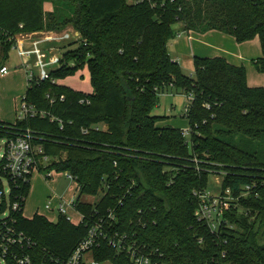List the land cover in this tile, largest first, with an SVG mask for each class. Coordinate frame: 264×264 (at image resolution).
<instances>
[{"label": "trees", "instance_id": "trees-1", "mask_svg": "<svg viewBox=\"0 0 264 264\" xmlns=\"http://www.w3.org/2000/svg\"><path fill=\"white\" fill-rule=\"evenodd\" d=\"M69 25L78 39L63 48L50 78L33 81L23 95L60 117L64 128L48 116L0 120V127L35 131L54 158L40 172L72 175L79 195L98 194L106 183L97 203L77 201V209L90 217L113 210L120 231L158 249L164 262L264 264V86H250L246 68L224 57L196 56L186 74L169 52L172 40L191 31L218 30L240 43L258 37L262 55L254 63L264 73V0H167L165 8L129 0H0L4 60L17 34ZM84 68L92 92L58 83ZM169 90L194 97L185 114L190 138L182 128L160 125L167 116L153 113ZM214 172H225L221 188L234 196L255 181L257 188L224 213L231 226L213 233L195 216L194 192L208 188ZM19 226L37 241L39 260L44 249L70 255L87 232L63 216L21 217ZM95 257L133 264L107 246Z\"/></svg>", "mask_w": 264, "mask_h": 264}, {"label": "built area", "instance_id": "built-area-1", "mask_svg": "<svg viewBox=\"0 0 264 264\" xmlns=\"http://www.w3.org/2000/svg\"><path fill=\"white\" fill-rule=\"evenodd\" d=\"M131 3L148 2L152 8H165L167 0H129ZM174 1V0H172ZM2 28L0 26V33ZM16 37V36H15ZM15 39V38H14ZM78 39V38H77ZM12 47L18 48L21 55L29 56L34 53L37 56L36 66L38 73L28 67L27 81L28 85L33 81H45L50 78L48 70L49 65H59L61 62V53L53 52L49 62L42 59V50L38 47V43H34L33 49H24L23 46L14 42ZM58 67V66H57ZM56 67V68H57ZM55 68V69H56ZM0 72L8 73V67L2 66ZM188 102L185 108V114L189 111L193 95L189 94ZM24 97V96H23ZM63 99V97H61ZM52 103L54 99L51 100ZM83 101V100H82ZM40 116L42 118L48 116L50 122H58L60 129L64 128L63 120L53 115L51 112L37 110L28 104L25 98H22L20 106V114L16 120H25L28 117ZM16 122V121H15ZM14 123V122H13ZM97 128H100L97 126ZM3 129L0 136V264H100L102 260L95 257V250L99 252L103 246L113 249L118 253H125L133 264H169L163 261V253L159 250L150 249L146 244L140 242L135 233L121 232L116 224V215L113 210L109 209L105 216H86L77 209V201L97 203L107 188L102 190L103 195L96 202L89 201L86 196L95 197L94 195H79L70 200L64 196L57 198L56 206L52 205V198L45 207L48 211H56L59 216L65 217L69 222L75 224L84 223L87 227L86 235L77 244L72 253L66 257L59 256L54 252L44 249L41 259L38 258V243L32 235L27 233L19 226V219L26 217L24 215L25 202L27 198L25 185H30L32 175L43 167L46 169L54 160L45 151L42 143L36 142L37 133L30 128L16 129L14 124L11 127H0ZM183 134H190V127L183 129ZM84 133L88 131L83 129ZM44 179H52L56 172L44 171L40 172ZM222 176L220 184H222L225 172H214ZM212 174V173H211ZM67 177L73 180L75 191L80 192V186L77 185L76 179L67 173ZM240 196H234L230 188L220 189L218 193H211L208 188L197 190L194 192L196 197V218L206 224L211 231L218 232L221 224L230 225L224 220V213L231 209V206L239 201L240 197H246L256 190V181L242 187ZM122 204V202H120ZM78 214V219L74 220L71 211ZM32 218V217H31ZM58 219V218H57ZM50 220V219H49ZM231 226V225H230ZM97 253V252H96ZM223 252V257L225 256ZM103 261L115 262L112 259L105 258ZM231 264V263H224Z\"/></svg>", "mask_w": 264, "mask_h": 264}, {"label": "rangeland", "instance_id": "rangeland-1", "mask_svg": "<svg viewBox=\"0 0 264 264\" xmlns=\"http://www.w3.org/2000/svg\"><path fill=\"white\" fill-rule=\"evenodd\" d=\"M71 31V29H69ZM75 41L74 36L72 37L70 42H66L64 44H60L56 47L58 50L54 52L62 53L64 47L70 46L71 42ZM74 47V46H73ZM42 59L45 62H49L51 54H48V52L43 51L42 52ZM2 58V60H1ZM0 58V64L5 63L8 66V69L10 70L9 74L5 75V77L0 76V110L3 112L4 119L6 121H9L11 123L15 122L18 115L20 114V106L22 102L23 96H20V98H17L18 106L15 108L13 107V98L16 95V92L18 91V87H23V80L22 78H19L17 76H13V74L21 67V63L23 62V56L19 52L18 48L12 47L9 50V57L8 59L4 60L3 57ZM33 66V65H32ZM31 66V67H32ZM58 65H49L48 70H52L56 68ZM34 67V66H33ZM32 67V68H33ZM182 69L184 73L186 74H192L194 71V63L191 59L184 58L182 60ZM38 71L36 72V74ZM64 84H67L73 88L89 91L92 88L90 77H89V71L87 68L79 69L75 72V74L69 75L63 79ZM27 82L24 79V82ZM175 91V90H174ZM188 102V96L181 91L177 92H171L170 90L167 91L164 94H161L159 97V103L154 109V114H163L166 115L167 118L165 119V122L160 123V125H170L174 127H183V129L189 128V120L185 116V108ZM189 137V135H188ZM190 138V137H189ZM188 138V139H189ZM188 143L190 144L191 148V141L188 140ZM56 172L55 177L52 179H48V182L43 180L42 174L40 172H35L32 175L29 191L27 194L26 202H25V208H24V215L27 218H31L36 214L46 216L48 215L47 209L45 205L51 201V198L53 200L52 205L55 207L57 200H55V195L58 197L65 196V199L67 200L72 199L73 197L78 196V191H75V184L73 180L69 179L67 177L66 172ZM43 178V179H42ZM222 178L221 175L212 173L209 177V184H208V190L211 193H218L221 189L220 179ZM51 194L52 196L48 199L47 195ZM103 195V192L100 191L99 196L90 197L86 196L83 199L89 198V201L96 202L100 199V197ZM55 215H57V210L53 212ZM45 214V215H44ZM75 217V218H74ZM50 218V217H49ZM73 219L77 220L78 218L73 215ZM57 220V219H56ZM264 233V227L262 229ZM100 264H113L111 261H102Z\"/></svg>", "mask_w": 264, "mask_h": 264}, {"label": "crops", "instance_id": "crops-1", "mask_svg": "<svg viewBox=\"0 0 264 264\" xmlns=\"http://www.w3.org/2000/svg\"><path fill=\"white\" fill-rule=\"evenodd\" d=\"M44 9L46 12H52L54 10V4L51 1H46L44 3ZM69 29H71V31H69ZM73 36L76 40L79 37V33L75 30L73 26L69 25L64 29L57 31L42 30L36 32H29V33L26 32L19 33L16 35L15 41L18 42V44H20L21 46H23V48L26 50L33 49L34 43L37 42L38 47L42 50V52L43 51L48 52V54H51L52 56L53 52L58 50L56 48H59V47L55 48L54 46L64 44L66 42L67 43L70 42ZM169 52L170 55L180 63L181 67H182V60L184 58H186V60L191 59L194 63V58L196 56L224 57L230 63L237 66H244L246 68L247 81L250 86L252 87L264 86V73L260 72L254 63V60H257L262 55L261 43L258 37L240 43L232 35L223 33L218 30L208 31L206 33H197L191 31L188 33L181 34L176 39L172 40L169 44ZM51 56L49 58H51ZM1 57H3V52L0 45V58ZM36 63H37V56L34 53L30 54L29 56H24L23 62L21 63V67L13 74V76L18 75V77L22 78L23 80V87L19 86L17 88L18 91L16 92V95L14 96L12 101L13 107L15 108L18 106L17 98L19 99L20 96H23L27 90V82L26 81L24 82V79L26 80L28 67L32 69L34 72H37L38 68L36 66ZM27 64L28 67H26ZM2 66H7V64L1 63L0 69ZM9 72L10 70L8 69L7 74H9ZM7 74H3L0 72L1 77H5V75ZM63 82H64L63 80L58 81V83L60 84H64ZM80 91L89 93L92 92V88L89 91H84V90H80ZM4 118L5 117L3 115V112L0 110V120L9 122L6 121V119ZM178 128H183V127H178ZM53 178L52 181H49V183L54 181ZM45 181L48 182V180ZM51 196H52L51 194H48L47 198L49 199ZM53 212L54 211L47 210L48 213L47 218L50 219L51 221H56V219L58 218V214L55 215ZM71 213L72 215H75L78 218V214L76 212L72 210Z\"/></svg>", "mask_w": 264, "mask_h": 264}]
</instances>
